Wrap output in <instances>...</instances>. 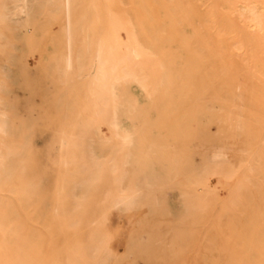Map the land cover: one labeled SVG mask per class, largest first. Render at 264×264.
I'll list each match as a JSON object with an SVG mask.
<instances>
[{
    "label": "bare ground",
    "instance_id": "6f19581e",
    "mask_svg": "<svg viewBox=\"0 0 264 264\" xmlns=\"http://www.w3.org/2000/svg\"><path fill=\"white\" fill-rule=\"evenodd\" d=\"M235 11L245 19L239 25L232 21ZM42 28L47 31L37 41L28 33ZM53 37L54 54L43 66L40 61L32 79V58L21 48L46 52ZM1 40L9 44H0V108L7 109L9 99L19 102L15 92L21 90L38 115L24 121L13 111L0 112V264H107L128 249L144 254L137 231L149 229L153 240L160 238L152 227L156 210L147 178L155 175V152L174 139L173 119H183L185 166L191 163L186 138L193 119L203 135L204 119H213L220 128L215 138L242 142L239 170L207 163L214 189L226 186L239 197L221 193L213 202V256L224 251L227 264H264V88L256 82L264 76V0H0ZM67 44L66 71L60 73ZM237 75L244 85H235ZM134 90L144 93L141 104ZM240 90L242 103L236 101ZM133 118L149 129H119L121 119ZM39 134L48 137L43 149L34 144ZM105 136L119 138L126 149L105 145ZM225 155L211 153L215 160ZM135 167L143 178L137 190ZM106 173L112 176L105 179ZM187 220L181 217V232L164 245L165 257L175 258L179 245L189 248ZM191 250L194 256L197 248Z\"/></svg>",
    "mask_w": 264,
    "mask_h": 264
},
{
    "label": "rangeland",
    "instance_id": "374dc122",
    "mask_svg": "<svg viewBox=\"0 0 264 264\" xmlns=\"http://www.w3.org/2000/svg\"><path fill=\"white\" fill-rule=\"evenodd\" d=\"M219 8L221 11H225V6L223 4H220ZM238 19H241V21H239ZM243 20H245L244 16L239 14L238 11H235L232 14V21L233 23H235V25H239L240 23H242ZM46 31H47L46 28H42L39 30H29L28 33L35 41H37L40 39V37H42L44 33H46ZM56 42H58V39L56 37H53L52 41L46 43L45 45L46 52H43V51L35 52L31 49L29 45H24L23 46L24 48L23 47L21 48L22 49L21 52L23 53L24 57L32 58V62L28 69V75L32 79H35L37 78V76H39L41 66L38 67V65L40 61L42 60L41 61L42 63L40 64L43 66L44 64L47 63L48 57L54 54ZM0 44L2 46H7L9 43L6 40H1ZM68 47H69L68 44L63 45L62 57L58 63L60 73H64L66 71L65 65L67 64L66 55L68 52ZM247 48L248 47L244 49H247ZM262 50L264 53V48ZM191 51H195L194 45L191 46ZM237 60L238 59H236L235 57L229 58V61L232 64H237V62L239 61ZM17 72L13 73V76L19 73ZM81 78L82 77H80V79ZM243 78L244 77L241 75L235 76V79H234L235 85L241 86L243 82L245 83V80H244L245 78L244 79ZM184 79H187V76H185ZM45 81H46L47 86H49V89L54 88V84H52L53 81L51 77H48ZM256 82H258L259 86L264 88V76H258L256 78ZM240 91L242 93L241 94L240 92L237 93L236 101H238L239 103H242V101L244 100L243 96L245 97V92L243 95L244 90L243 91L240 90ZM15 94L20 101L14 104V101L12 99H9V104L11 105H9L7 109L5 110L3 107H1L0 112L10 111L12 113L13 111V114L15 115V117H17L20 120H24V121H29L31 120L30 118L32 116L34 117L38 115V112L36 110H33L30 107L31 106L30 102H28L27 100H24L25 95H23L24 94L23 91L17 90ZM133 98L137 104H141L143 102L144 93L140 90H134ZM207 105L210 106L211 101H208ZM239 107L241 108L242 106L239 105ZM173 120L175 121L174 122V126H175L174 139L169 138L167 140V145L165 149L155 152L154 157L156 161V168L154 172L152 173L155 175L150 174L147 178V181L149 182L148 189L150 191L149 198L151 200V206L156 210L152 214L153 215V219H152L153 226L152 227L156 228V230L160 233V236H159L160 238L159 240H153L151 238L153 237V233L149 231V229H147L148 231L145 230V228L144 230L137 231V237H138L139 242L142 245V248H143L142 250L144 254H141V251H140L141 248H139L138 250L128 249L125 251L126 253L119 258L120 260L119 259L116 261L111 260L107 262V264H173L176 259L178 260V261L176 260L178 264H186L184 260H187V259H189L187 264H213L215 260H217L219 264H227L230 262L229 259H226L225 257H223V255L226 254L224 251H221L222 253V255L220 256L221 258L217 259L215 258V256H213L214 250L212 248L213 232L211 228V225H212L211 214L213 217L214 215L213 213L214 203L213 202H215V200L219 198H223L224 196H226L224 197L225 199L231 198L232 200L239 199V197L234 192L230 193V191H228L226 186H224L223 189H220V191L219 189L218 190L214 189L213 185H211L212 183H211V178L209 177L207 163H209L212 167H219V166L225 167L226 166V167H231L235 170L236 169L239 170V167L245 160V154L242 151V147L241 149H239V146L240 145L243 146V144H241L242 142L240 141L239 138L233 141L232 143L230 142L231 143L230 145L229 144L226 145L224 143L225 141L222 139L215 138V136L218 133H220V128L218 126L219 124H217L213 119H204V121L206 122V126L207 127L210 126V128L208 129L206 127L205 132L207 133L206 134L204 133L203 135L201 131L198 129V120L193 119L192 121L188 122V126L192 131V135L187 136L186 138L187 144L189 145V149H191V154H190L191 163L189 166H185L183 163H181L182 157L184 155V152L181 148V124L183 122V119H173ZM121 121H119L118 127L119 129H122V130H129V131H135V132L139 131V133L140 132L144 133V131H147V129H149L147 128L146 123L143 122V119H138V118L121 119ZM235 121H238V119L237 120L235 119ZM197 131L199 132L198 134H197ZM41 136L42 134L37 135L35 137L36 141L34 140V144L39 149H43L48 142V137L47 136L45 137V134L43 135L45 138ZM208 136H210V138L212 137L211 141H206L205 138H203V137H208ZM93 137H94V133L91 130H88L87 140H90V138H93ZM43 138L45 141H43ZM193 139H194V142H193ZM103 141L105 145L113 144L115 145V147L121 146L124 149H126V145L122 143L119 138L107 139V137L105 136ZM157 142H160V139H157ZM234 142L235 144L238 143V145L237 144L234 145ZM57 145H58L57 143L54 144L53 146L54 149H56ZM134 146L136 147V150L141 151L143 149V143L141 141L135 142ZM236 147L239 149L240 153L238 152V149ZM235 148L236 150H234ZM217 151L226 153V155L223 156L222 158L215 160L211 157V153L217 152ZM241 152L243 153L241 154ZM228 153L230 154L229 158L227 157V155H229ZM231 153H232V156H231ZM205 154H208V155H205ZM132 173H133V178L136 182L135 189L137 190L142 184V180H143L142 172L139 171L137 167H135L132 170ZM236 174L238 173L236 172ZM105 175H106L105 179L106 178L108 179V177L112 176V174H109V173H106ZM225 191L226 193L229 192V194H226ZM221 193H224V196ZM228 212L231 213L232 211L228 210ZM237 213L241 215L243 211L239 210V212ZM183 215L188 217V220L185 222L186 229L188 230L189 233H192L190 234L191 237L189 236L190 237L189 244H188L189 248L184 250V249H181V245H179L177 249L178 248L180 249L176 250V253H174L175 258L173 257L167 258L165 257L166 252H164L163 247L164 245L169 246V244H171L172 242V239L173 241L176 239L175 234L178 232H181V217ZM207 223L208 225L210 223L211 224L208 227L206 226L204 227V225H206ZM178 225L180 229L177 227ZM203 228L204 229L206 228V229L204 230ZM201 232H202V235H199ZM195 233L197 234V238L195 237L196 236ZM197 244L199 246H197ZM191 247L197 248V250L194 252V256L192 255L193 253L191 254V252H193V250L195 249L191 250L192 249ZM51 252L54 256H58L60 254V250H54ZM183 253L185 254V258H183L181 261L180 256L184 257ZM186 256H187V259H186ZM190 256H192V258ZM193 257L195 258L193 259ZM34 264H42V263H34Z\"/></svg>",
    "mask_w": 264,
    "mask_h": 264
}]
</instances>
